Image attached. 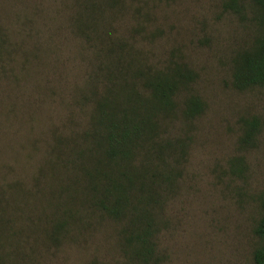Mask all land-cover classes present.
Returning <instances> with one entry per match:
<instances>
[{"label":"rangeland","instance_id":"rangeland-1","mask_svg":"<svg viewBox=\"0 0 264 264\" xmlns=\"http://www.w3.org/2000/svg\"><path fill=\"white\" fill-rule=\"evenodd\" d=\"M0 24L21 46L15 61L0 59V189L14 233L6 243L20 241L0 255L16 264H255L264 84L234 82L263 33L254 0H0ZM176 65L191 77L154 118L133 169H121L133 184L126 213L111 218L85 200L81 128L104 94L125 88L121 96L137 98L134 87L143 97L140 73ZM192 98L201 106L191 114ZM55 220L63 229L54 235Z\"/></svg>","mask_w":264,"mask_h":264},{"label":"trees","instance_id":"trees-1","mask_svg":"<svg viewBox=\"0 0 264 264\" xmlns=\"http://www.w3.org/2000/svg\"><path fill=\"white\" fill-rule=\"evenodd\" d=\"M254 1L261 9L263 33L256 47L242 54L234 71V82L237 87L242 88L264 84V0ZM20 47L17 42H11L6 27L0 24V59L5 57L12 62L15 61ZM139 75L147 94L140 97L141 93L134 87L131 93H136L137 98L127 94L121 96L125 88L118 89L117 93L112 95L104 94L94 105L89 125L81 128L84 147L76 154L79 167L83 169L82 176L86 177L85 200L114 219H119L126 213L128 207L126 189L128 183L133 184L128 172L121 169H133L130 162L141 142L150 139L154 118L172 108L175 94L184 80L191 77V72L176 65L171 69L157 70L151 75L142 73ZM200 106V100L192 98L186 112L192 114ZM75 166L78 167L77 162ZM5 194L8 192L0 189V250L12 245L17 249L20 241H15L11 245L6 243V238H11L14 233L8 232L12 224L7 210L9 204L3 199ZM62 226L63 223L60 222L50 223V227L53 228L52 234H60ZM256 231L264 235V213ZM136 236L139 242L145 243L147 232ZM254 259L255 264H264L263 248L256 250ZM6 260L12 264L19 262L16 258L10 259L1 254L0 264Z\"/></svg>","mask_w":264,"mask_h":264}]
</instances>
